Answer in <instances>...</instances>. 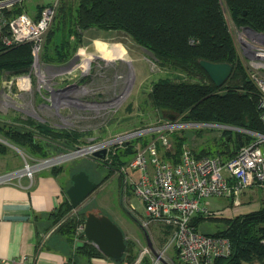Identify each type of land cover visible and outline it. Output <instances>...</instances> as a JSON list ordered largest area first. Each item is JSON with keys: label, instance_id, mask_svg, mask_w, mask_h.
<instances>
[{"label": "trees", "instance_id": "1", "mask_svg": "<svg viewBox=\"0 0 264 264\" xmlns=\"http://www.w3.org/2000/svg\"><path fill=\"white\" fill-rule=\"evenodd\" d=\"M74 1L72 11L65 5L66 0H58L55 17L38 51L37 56L42 63L59 65L67 62L83 43V31L89 28L122 30L149 50L156 62L169 72L150 84L148 99L156 114L164 118L174 115L172 120H177L178 125L217 123L264 132L258 109L259 90L246 72L219 0ZM224 2L237 29L249 26L264 32V0ZM43 6H36L38 13L35 17ZM21 12H24V6L16 1L10 7L0 9V18L9 19ZM7 33V25L0 24V79L5 72H9V76L24 73L34 62L32 43L26 41L7 46L2 40ZM200 59L228 62L232 65L231 72L217 86L199 64ZM229 129L223 130L222 145L216 151L196 152L193 149L194 152L223 158L233 156L239 147V139L237 131L233 134ZM86 133L75 128L54 127L30 115L0 120V135L36 159L76 148ZM141 135L125 142V148L114 155L109 152L112 166H119L131 157L134 153L131 141L138 138L135 141L143 139L141 141L145 143ZM172 135L174 140L170 148L161 150L164 157L176 161L184 139L175 133ZM249 138L248 134L242 133V142ZM7 149V145L0 142V154ZM262 149L264 151V143ZM97 159L100 163L108 160ZM62 168L61 165H53L49 171L58 173ZM89 177L92 179L90 174ZM257 185L264 189V179ZM64 192L63 199L49 212V216L51 226L55 225L53 231L63 232L73 243L75 229L84 221L85 210L90 207L80 206L73 211L74 207ZM206 221H213L215 230H203L202 225ZM192 222L205 233L229 240V253L216 258L215 264H264V200L259 209L231 217L198 211ZM79 238L80 243L73 245L75 253L64 264H78L76 257L80 255L88 261L92 257H104L84 233H80ZM125 243L124 254L116 262H132L136 256L135 242L125 239Z\"/></svg>", "mask_w": 264, "mask_h": 264}, {"label": "rangeland", "instance_id": "2", "mask_svg": "<svg viewBox=\"0 0 264 264\" xmlns=\"http://www.w3.org/2000/svg\"><path fill=\"white\" fill-rule=\"evenodd\" d=\"M66 1L65 5L70 6L73 11L75 1ZM219 1L224 11L228 29L234 37L240 58L246 68V56L240 48V37H245V34H243L241 27L236 28L224 0ZM17 2L22 3L24 11L33 16L38 13L36 11L38 4L53 5L54 13L50 23L53 22L58 0H19ZM46 33L47 30L44 37ZM83 33V43L77 47L67 62L59 65H46L39 60L38 52L32 51L34 62L26 72L11 74L12 76H9V72L3 74L0 79L1 121L5 119L9 121L16 117L24 118L30 115L38 120L46 121L54 127L83 130L88 132L82 137V143L79 144L80 147H83L121 131L152 127L172 120L169 117L164 118L156 114L150 106L148 91L151 81L167 75L169 72L156 62L149 50L136 43L129 34L122 30L89 28ZM95 41L107 44L120 43L126 49L125 59L108 60L96 55L88 67L83 69L84 59L81 51H85L86 54L90 52L97 54L94 46ZM226 129L229 127L223 124L206 125L189 122L168 128L163 133L167 134L171 145L172 140H174L172 134L175 133L183 137V145H187L196 152L201 150L216 151L222 145L223 130ZM229 130L233 134L237 131L234 128ZM137 135H141L140 137L144 138L146 143L149 139L156 137L158 132L146 129L142 133L136 134L135 137ZM136 139L131 141L134 153L139 146L143 145V141H141L143 139L135 141ZM0 142L8 147L5 153L0 154L1 174L16 170L15 167L17 166H21L19 168L21 169L26 162L32 165L39 160L8 141L3 135H0ZM123 147L124 144H111L106 159H108L109 152L114 155ZM63 153L65 152L52 155L58 156L56 160L51 165L35 169L33 174L53 165H61L63 170L59 174V178L63 183H67L72 169L84 168L98 183L80 206L99 208L102 213L108 215L121 228L126 240L131 239L133 234L137 235L142 242L143 232L137 216L143 214L144 204L133 191L132 185L123 174L125 172L120 171L121 166L125 165L134 153L119 166L111 165V157L105 163H100L101 161L93 157L90 152L60 157ZM15 159L18 160L17 165L12 163ZM12 179L15 180L16 178ZM248 198H251L250 206L245 208L243 213L248 212V210L259 209L264 200V189L257 184L248 187L240 196L239 204L230 205V199L227 196L204 197L201 202L210 211L219 212L218 214L213 212L212 216L231 217L241 214L235 210V207L243 206ZM202 226L203 230L208 232L215 230L213 221H206ZM154 228H151L152 233L156 235ZM156 238H158L156 248H161L165 244V239ZM141 242H135L134 251L136 255L141 244H143ZM150 256L151 253H148L143 260L148 262ZM168 263L177 264V261H168ZM159 264L165 263L159 261Z\"/></svg>", "mask_w": 264, "mask_h": 264}, {"label": "built area", "instance_id": "3", "mask_svg": "<svg viewBox=\"0 0 264 264\" xmlns=\"http://www.w3.org/2000/svg\"><path fill=\"white\" fill-rule=\"evenodd\" d=\"M16 1L19 0H0V9ZM53 13L54 6L46 5L37 17H32L24 11L9 19L0 18V24L7 25L8 28V33L2 36L3 42L10 46L29 41L32 43V50L38 52ZM241 29L245 37H240V48L246 56V72L259 90L258 109L264 126V32L252 28ZM177 125V120H169L152 127L121 131L62 154H92L93 151L106 147L107 156L111 144L123 145L146 129L158 132L156 137L139 146L131 159L120 168L144 204V212L137 216V219L152 244V247L147 242L141 244L135 260L125 262L126 264H159V261L169 264L168 261L173 260L179 264H215L216 258L229 253L230 243L226 237L205 233L193 224V217L198 211L219 213L204 207L202 199L227 196L231 205L239 204V198L244 191L264 179V132L235 128L237 131L241 129V135L245 132L250 138L243 141L235 154L229 158L196 154L184 144L179 159L173 161L164 157L161 149L166 150L171 146L169 137L163 131ZM82 149L85 150L79 152ZM57 157L42 158L32 165L26 162L21 169L0 174V183L23 175L32 177L35 169L51 165ZM83 225L84 221L76 227L74 241H81L79 235L83 233ZM151 228H154L156 235L152 233ZM156 237L165 239L161 248H156ZM148 253H151V256L146 262L143 258ZM24 258L23 256L12 259L11 264H18Z\"/></svg>", "mask_w": 264, "mask_h": 264}, {"label": "crops", "instance_id": "4", "mask_svg": "<svg viewBox=\"0 0 264 264\" xmlns=\"http://www.w3.org/2000/svg\"><path fill=\"white\" fill-rule=\"evenodd\" d=\"M12 163L17 165L18 160ZM49 170L42 169L32 177L23 175L0 183V259H5L0 260V264H11L12 259L23 256L25 258L18 264H64L75 253L73 245L80 241L69 242L66 234L53 231L55 225L51 226L49 216L63 199L70 180L63 183L59 178L63 168L58 173ZM250 200L246 199L244 205L235 210L243 213L250 206ZM142 232V242L133 234L131 240L146 243ZM76 259L78 264H126L107 257H92L88 261L80 255Z\"/></svg>", "mask_w": 264, "mask_h": 264}, {"label": "water", "instance_id": "5", "mask_svg": "<svg viewBox=\"0 0 264 264\" xmlns=\"http://www.w3.org/2000/svg\"><path fill=\"white\" fill-rule=\"evenodd\" d=\"M243 13H245V11ZM243 28L250 27L243 26ZM199 64L217 86L221 85L227 79L232 69V65L225 61L215 62L207 59H200ZM168 117L174 119V115H168ZM196 124L213 125L217 123ZM225 126L234 129L238 128L230 125ZM241 131V129L237 131L239 145L242 144ZM6 143L10 144L9 142ZM106 153L107 148L103 147L97 151H93L92 155L96 158L104 159ZM69 180L70 184L66 188V194L73 207H80L83 200H85L97 186V182L91 179L84 169L71 172ZM83 233L87 240L91 241L104 257L113 259L114 261H119L122 258L126 248L124 233L121 228L108 215L102 213L99 208L90 207L85 210ZM144 233L147 244L152 247L147 233Z\"/></svg>", "mask_w": 264, "mask_h": 264}, {"label": "bare ground", "instance_id": "6", "mask_svg": "<svg viewBox=\"0 0 264 264\" xmlns=\"http://www.w3.org/2000/svg\"><path fill=\"white\" fill-rule=\"evenodd\" d=\"M94 46L97 50V54H94L92 52L86 54L85 51H83V52L81 51L82 58L84 59L83 60L84 61L83 69H86L88 67V65L90 64V61L96 55L102 56L103 58L108 59V60H113L114 58L125 59L126 49L118 42L112 43V44H107L104 42L101 43L99 41H97V42L95 41ZM127 60H129L128 57H127ZM84 150L85 149H82L79 152H83ZM63 156L64 155H60V157H63Z\"/></svg>", "mask_w": 264, "mask_h": 264}, {"label": "flooded vegetation", "instance_id": "7", "mask_svg": "<svg viewBox=\"0 0 264 264\" xmlns=\"http://www.w3.org/2000/svg\"><path fill=\"white\" fill-rule=\"evenodd\" d=\"M98 183V182H97Z\"/></svg>", "mask_w": 264, "mask_h": 264}]
</instances>
